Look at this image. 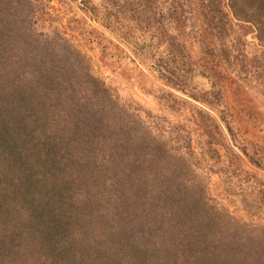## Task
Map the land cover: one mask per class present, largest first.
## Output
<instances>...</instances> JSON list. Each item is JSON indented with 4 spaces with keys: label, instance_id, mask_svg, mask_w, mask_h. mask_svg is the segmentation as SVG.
<instances>
[{
    "label": "trees",
    "instance_id": "1",
    "mask_svg": "<svg viewBox=\"0 0 264 264\" xmlns=\"http://www.w3.org/2000/svg\"><path fill=\"white\" fill-rule=\"evenodd\" d=\"M170 2L181 43L167 50L116 28L111 12L100 20L131 63L192 99L225 104L222 78L190 61L191 0ZM214 8L225 18L211 21L219 58L264 95V52L248 58L246 42L233 45L238 27L264 49V0ZM39 14L33 0H0V264H264V229L242 233L211 205L176 144L157 153L103 82L42 39Z\"/></svg>",
    "mask_w": 264,
    "mask_h": 264
},
{
    "label": "rangeland",
    "instance_id": "2",
    "mask_svg": "<svg viewBox=\"0 0 264 264\" xmlns=\"http://www.w3.org/2000/svg\"><path fill=\"white\" fill-rule=\"evenodd\" d=\"M33 1L40 11L36 29L42 39L51 45L56 41L59 45L55 48H63L74 67H82L103 82L104 95L110 94L145 124L157 153L164 146L168 151L166 145L176 144L177 154L191 163L202 180L206 199L242 233L262 232L264 95L239 80L232 65L222 60L223 47L216 40L211 21L224 22L214 7L224 11L228 0H191V34L183 35L190 47L192 65L212 67L222 78L226 103L221 106L192 99L182 87L158 78L138 60L131 63L125 56L131 55L130 47L120 36L103 28L100 20L106 11L111 12L116 28L120 26L133 36L141 34L148 42L160 39V49L167 50L170 43H181L167 10L171 0ZM162 28L169 34L164 36ZM237 29V38L243 41L233 45L246 42V47L241 46L245 56H261L264 49L256 32ZM251 157L261 165H255Z\"/></svg>",
    "mask_w": 264,
    "mask_h": 264
}]
</instances>
